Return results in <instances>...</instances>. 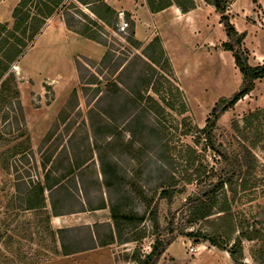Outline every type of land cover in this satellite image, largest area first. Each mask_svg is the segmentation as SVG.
I'll use <instances>...</instances> for the list:
<instances>
[{"label": "trees", "instance_id": "1", "mask_svg": "<svg viewBox=\"0 0 264 264\" xmlns=\"http://www.w3.org/2000/svg\"><path fill=\"white\" fill-rule=\"evenodd\" d=\"M76 1L87 8L96 20L81 12L88 21L86 23L78 20L74 14L65 13L67 28L106 48V54L100 63L86 59L88 63L86 66L76 60V69L86 105L99 117L98 123L92 122L90 125L94 135L97 136L99 132L101 142L105 143L104 148L99 147L97 141L93 145L102 174L101 179L98 175L96 177L101 195L95 199L89 198L85 184L86 196L83 195V190L78 187L77 181L74 182L72 190L65 191L62 186L47 185L46 189L39 186L35 192L27 193L28 209L46 210L47 201L54 216L109 208L112 225L97 224L92 227L82 226L56 232L65 256L104 247L108 240L126 244L146 237L143 234L146 233V228L143 227L148 216L156 240L149 253L144 254L141 250L134 252L133 260L136 264H159L168 248L177 240V236L208 242L212 247L227 252L234 264H248L244 254L245 242L262 241L263 249L258 251L260 257L264 259V208L255 216L249 217L235 209L237 204L243 198L250 196L256 188L260 167L256 151L264 150V109L246 116L243 125L238 121L233 123L236 149L230 152L226 149L221 150V146L216 147L213 141L218 122L225 113L250 95L255 90L257 82L264 80V63L258 66L250 64L248 53L244 48L246 34L236 30L228 15L230 6L236 0H146L152 13H159L176 6L183 14H187L197 8L198 1L214 7L221 16L220 22L228 39L223 44V48L232 53L235 66L242 76L238 91L229 98H220L206 120V126L203 129L198 128L199 135L194 142L196 146H185L184 156L181 158L183 166L180 164V159L170 154V147L164 142L161 128L158 127L160 125L156 124L152 114L158 107L163 110L157 100L149 94L150 90L156 96L160 94L157 88H151L154 86L155 76L165 67L170 68L173 73L160 39L156 38L142 50L140 55H132L131 58L117 56L114 47L102 34L106 28L119 33L133 49H142V43L136 40L135 22L130 13H123L128 27L126 32H121L120 14L107 3L102 0ZM63 3L64 0H21L13 12V25L9 27L0 24V96L10 92L21 114H23V106L17 78L12 71L13 66L40 33L46 20ZM72 8L78 9L75 5H72ZM33 10L36 12L35 15ZM93 26L100 27V30H93ZM105 70H109L111 76L117 77V80H104ZM103 82L107 83L105 89L101 88ZM172 91L173 88L170 90L172 100L184 98L178 86L175 88V94ZM144 102H147V105ZM186 113V106L182 104L180 114ZM183 121L186 123L187 119ZM95 126L101 127L94 128ZM116 126H127L126 131L131 139L125 140L124 134L119 133ZM125 145L130 150L136 147L135 155L131 158L134 163L117 159V147L124 148ZM198 148L201 150L199 151ZM209 149L215 151L222 159L217 169L210 167L205 159ZM132 167H136L134 168L136 171L149 174L147 185L160 181L150 199L142 189L140 191L131 189L135 177L129 174V169ZM140 175L137 173L138 177ZM181 184L183 188L196 184L198 190L187 198L184 217L186 226L177 228L175 235L176 214L173 213V218L167 226H161L160 212L153 206V201L158 195V190H161L159 197L166 199L171 207L174 196L181 192ZM142 206L145 208L143 214L138 210ZM197 224H200L199 228L188 231V226L193 227ZM101 229H106L107 241H104L105 234L101 235ZM166 231H169V236L164 238L163 234ZM129 233H134V237H127L126 234Z\"/></svg>", "mask_w": 264, "mask_h": 264}, {"label": "rangeland", "instance_id": "2", "mask_svg": "<svg viewBox=\"0 0 264 264\" xmlns=\"http://www.w3.org/2000/svg\"><path fill=\"white\" fill-rule=\"evenodd\" d=\"M115 1L125 9L132 7L130 0ZM63 5V9L57 15L74 14L78 20L86 23L88 21L84 15L96 20L89 10L76 0H64ZM72 5L77 6L78 9L72 8ZM248 9L251 10L249 13ZM233 14L238 30H244L243 25L249 28L250 41L247 47L244 43V48L248 53L250 64L252 66L261 65L264 61V0H239L233 8ZM138 15L143 21L148 22V18L142 11H139ZM127 27L128 24L122 14L120 31L125 29L123 31L126 32ZM56 28L58 24L46 28L18 59L17 69L13 68L24 107L23 114L18 110L17 103L11 97L10 92L0 96V264H136L133 260L134 252L141 250L144 254L149 253L156 240L148 216L144 223L145 227H143L146 228V233H143L146 237L128 244H121L116 240L109 241L106 237V229H101V235L105 234L104 241L108 240L106 246L85 253L65 256L56 232H53L49 224L48 209H28L27 193L28 191L35 192L39 186L46 189L47 185L58 186L64 182L67 189L72 190L74 182L77 181L83 190V195L86 196L87 192L91 199L101 195L98 191L99 186L96 184L97 176L95 175L98 171L94 163H89L88 167H84L77 178L65 180L63 175L70 173L68 157L70 155L66 150L71 152L74 163H76V157L84 160L90 156L89 153L95 141L99 147L104 148L105 143L101 142L100 133L97 131V136L94 135L90 125L92 122L98 123L99 117L96 112L90 111L92 108H88L85 104L82 85L79 82L77 69H75V59L84 56V53L98 58L99 54L103 55L105 49L99 46L101 53H95L84 43V39L74 37V39H69L62 33H57ZM92 29L99 31L100 27L93 26ZM102 34L114 47L117 56L131 58L135 54V50L119 33L106 28ZM224 37H226L225 33ZM223 44L218 33L217 52L224 50ZM222 60L225 64L228 63L227 58H222ZM79 61L86 66L88 64L86 59ZM236 72L235 68L230 67L223 69L219 66L216 68L212 66L209 68L206 61L201 59L198 69L200 84L209 87L210 91L206 95L199 91L198 96L192 100V109L185 98L172 100L170 97V90L173 88L172 92L175 94V88H177L175 75L170 68L165 67L159 75L155 76L154 86L151 88H157L160 94L156 96L152 90L149 94L157 100L163 110L158 107L157 111L152 114L156 124L160 125L158 127L161 128L164 142L170 147V154L180 159L181 165L185 146H196L194 142L199 135L198 128L203 129L206 126V120L216 102L223 97L229 98L238 91L241 76ZM103 78L110 81L117 80V77L111 76L109 70L104 71ZM52 79L61 81V83L52 82ZM106 86L107 83L103 82L101 88L105 89ZM251 94L225 113L218 122L213 141L216 147L221 146V150L226 149L230 152L237 148L234 139L236 134L232 127L235 121L243 125L246 116L264 109V83L261 82L254 95ZM56 97H58V102L52 106ZM162 99H165L163 100L165 102ZM144 103L147 105V102ZM182 104H185L187 109L185 115L180 114ZM36 112L44 115L43 118H46L47 125L36 126ZM185 118L186 123L183 121ZM98 127L101 126L94 128ZM116 128L119 133L124 134L125 140L131 139L126 131L127 126H116ZM126 147H117V159L134 163L131 158L135 155L136 147H133V150L127 147L125 151ZM198 150L201 149L198 148ZM256 154L260 161L256 188L235 208L237 212L247 217L255 216L264 208V150H257ZM205 159L210 167L216 169L222 160L212 149L206 153ZM136 167L139 166L136 165ZM132 168L129 169V174L135 177L131 189L133 191L142 189L150 199L160 181L147 185L146 180L149 174ZM98 170L102 178L101 168ZM137 173L141 174L140 177ZM180 190L181 192L174 196L171 207L166 199L159 197L161 190H158V195L153 201V206L157 207L160 212L161 226H167L173 218V213L176 214L175 235H177V228L186 226L185 202L198 189L196 184L188 185L186 188H183L181 184ZM104 196L106 198V195ZM138 210L143 214L145 208L142 206ZM111 222L113 224V221ZM199 225L188 226V231L199 228ZM126 236L134 237V233L126 234ZM163 236L167 238L169 231H166ZM176 242L177 244L171 247L169 252L167 250L159 264H215L212 256L220 251L208 242L184 236H177L174 243ZM262 245V241L245 242L244 254L248 264H264V259L260 257L258 251L263 249ZM194 249L197 250V254L194 253Z\"/></svg>", "mask_w": 264, "mask_h": 264}, {"label": "crops", "instance_id": "3", "mask_svg": "<svg viewBox=\"0 0 264 264\" xmlns=\"http://www.w3.org/2000/svg\"><path fill=\"white\" fill-rule=\"evenodd\" d=\"M20 1L21 0H0V24H5L9 27L13 25V18H12L13 12L16 9V7L19 5ZM102 1H104L115 11H117L120 14V16L125 12L130 13L133 21L135 22L136 40L142 43V49L140 50L134 49L135 50L134 55H140L142 53V50L145 47H147L150 43H152L156 38L160 39L165 55L170 61L171 68L173 70V73L177 81V86L180 89V91L183 93L184 98L188 101L190 108L192 107L191 105L192 100L198 96L197 93H199V91H201L202 94L205 95L208 94V92L210 91L209 87L200 84V76L198 74V69L200 67L201 59H204V61H206L209 68H211L212 66L214 68L219 66L220 68L223 69L230 67L232 69L235 68L237 70L236 73L240 74L239 70L235 66L234 58L231 52L225 50H221L217 52V34L219 33L220 35L221 43L227 42L228 39L227 36L224 37L225 29L220 22L221 20L220 14L216 12L214 7L204 3L203 1L198 2L197 8L190 11L187 14H183L181 10L176 6H172L159 13H152L146 4V1L144 0H139V1L130 0L132 3L131 9H125L124 7L118 5V3L115 0H102ZM238 2L239 0H236L232 4V6L229 8L228 15L231 19L232 24L235 26L236 30L239 33L247 34L244 40V43L247 47L250 41L249 28L247 29L246 26L244 27V25L242 24L244 30H238V28L236 27L237 25L233 14V8L238 4ZM63 7L64 5H62L51 17H49L46 20L45 25L42 27L40 33L35 37V39L38 38L46 28H50L53 25L58 24V28L55 29L57 33H62L63 36L69 37V39H74V38L84 39V43H86V45H88L89 48H92L95 51V53L99 52V46L105 49L103 55L99 54L100 57L98 58L92 57L87 53H84V56H80L79 58H76L75 69H76V60L78 59L79 60L87 59L95 63H100L106 54V48L94 41L88 40L83 36L70 31L66 26L64 16L57 15L61 12V9H63ZM139 11H142V13L148 18V22L143 21L140 18V16L138 15ZM247 11L249 13L251 10L248 9ZM35 13L36 12L33 10V15H35ZM242 17H247V16H242ZM211 19H213V23H211ZM241 20H243V18ZM35 39L31 42L30 45H32ZM222 58H227L228 63L225 64ZM263 63L264 61H262L261 64ZM15 64L16 65H14L13 68L17 69L18 63ZM215 75L216 73L214 69V76ZM73 77L75 79L76 72H75V76ZM51 81L61 83V81L55 79H52ZM261 82L264 83V80L256 83V89ZM241 83H242V76H241ZM255 90L252 92L251 95H254ZM85 100L86 98L84 97V101ZM57 102H58V97L55 98V101L53 102L52 106L55 105ZM35 115L37 117L36 126L47 125V122H45L46 118H43L44 117L43 114L36 112ZM91 151L89 153L90 156L87 159L83 160L82 158L76 157L75 160L77 162L74 163L73 160L74 158L72 157L71 152L69 150L68 151L66 150V152L70 155L68 156L70 159L69 160L70 173L68 175L67 174L63 175V178L65 180L71 178H77L80 175L81 171L84 170V167H88L89 163L95 164L94 167L98 171L97 175L98 177H100V170H98L100 169V166H99L97 153L92 147H91ZM59 186H62L64 191L69 190L65 186L64 182L59 184L58 187ZM78 187L81 189L79 182H78ZM45 193L47 196L48 191L46 190ZM47 203H48L47 211L49 212V217H50L49 224L54 233L62 229H71L82 226L92 227L97 224L112 223L111 222L112 217L108 208L98 209L94 211H86L83 213H75L70 215L54 216L51 213V207L49 205V201H47ZM176 244L177 242L173 243L168 248V252L170 251L171 247L173 248ZM197 246L200 247L201 244H197ZM212 258L214 259L215 264H234L230 255L227 252H222V251L216 252L212 256Z\"/></svg>", "mask_w": 264, "mask_h": 264}, {"label": "built area", "instance_id": "4", "mask_svg": "<svg viewBox=\"0 0 264 264\" xmlns=\"http://www.w3.org/2000/svg\"><path fill=\"white\" fill-rule=\"evenodd\" d=\"M123 30H125V29H122V31H123ZM196 252H197V250H196V249H194V253H196Z\"/></svg>", "mask_w": 264, "mask_h": 264}]
</instances>
